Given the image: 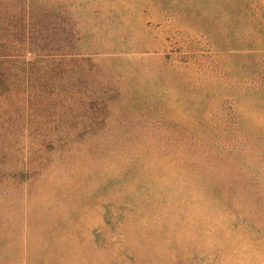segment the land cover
Listing matches in <instances>:
<instances>
[{
    "label": "rangeland",
    "instance_id": "rangeland-1",
    "mask_svg": "<svg viewBox=\"0 0 264 264\" xmlns=\"http://www.w3.org/2000/svg\"><path fill=\"white\" fill-rule=\"evenodd\" d=\"M0 264H264V0H0Z\"/></svg>",
    "mask_w": 264,
    "mask_h": 264
}]
</instances>
